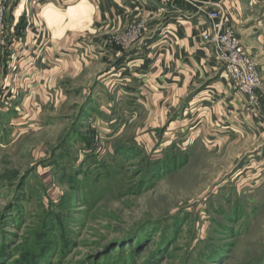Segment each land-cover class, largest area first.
Segmentation results:
<instances>
[{"label":"rangeland","instance_id":"1","mask_svg":"<svg viewBox=\"0 0 264 264\" xmlns=\"http://www.w3.org/2000/svg\"><path fill=\"white\" fill-rule=\"evenodd\" d=\"M18 4L7 0L0 53V264H264V139L223 140L231 126H205L193 112L185 120L188 101L157 128L138 120L119 130L124 121L105 119L94 100L102 77L84 75L66 82L64 102L40 107L35 124L19 120L7 101L20 93L2 76L7 66L16 71L21 55L12 52L26 32L41 60L68 34L82 50L92 26L63 17L34 27L25 10L16 15ZM133 27L109 34L104 48L127 46L120 39ZM218 64L257 109L264 96L249 102ZM215 80L197 82L187 100L204 88L213 95Z\"/></svg>","mask_w":264,"mask_h":264},{"label":"crops","instance_id":"2","mask_svg":"<svg viewBox=\"0 0 264 264\" xmlns=\"http://www.w3.org/2000/svg\"><path fill=\"white\" fill-rule=\"evenodd\" d=\"M18 3L16 15L25 10V22L33 26L44 23L52 27L63 17L92 26V43H82V50L78 51L81 46L74 43V35L68 34L49 42L47 57L41 60L39 51L28 44L26 32L24 47L12 52L14 56L21 55V62L16 71L7 66L2 76L3 86L10 84L13 92L18 89L20 93L15 99L11 95L7 101L11 106L18 105L15 108L19 120L35 124L40 107L49 99L54 104L64 102L66 82L72 83L84 75L86 80L102 77L96 99L88 93L87 103L99 100L105 119L124 121L119 130L138 120H145L149 128H157L164 124L169 112L188 101L189 106L182 111L184 119L193 112L195 119L205 118V126L212 124L221 129L231 126L223 140L253 135L264 139V100L252 110L246 98L230 88L212 50L201 42V35L209 28L206 12L220 8L227 25L235 29L247 52L257 61L264 80V0H172L166 5L157 0H18ZM136 24L143 25L141 39L115 50L104 48L109 34ZM13 26L14 21L11 30ZM68 39L74 48L69 49L65 42ZM107 56L115 61L103 64ZM212 77H216L209 85L213 95L204 88L187 100L192 88H198L197 82ZM110 106L117 111L115 117L111 116L114 111ZM171 127H179L178 121L170 123L168 128ZM213 131L217 136L222 134L220 129Z\"/></svg>","mask_w":264,"mask_h":264},{"label":"built area","instance_id":"3","mask_svg":"<svg viewBox=\"0 0 264 264\" xmlns=\"http://www.w3.org/2000/svg\"><path fill=\"white\" fill-rule=\"evenodd\" d=\"M168 4L169 0H157ZM7 0H0V53L4 39L2 29L5 19ZM206 17L209 28L201 36L203 44L211 47L216 59L223 65L224 72L237 90L247 96L249 102L256 103L264 96V82L257 70L256 64L246 53L241 39L235 30L227 25L225 18L219 12L208 11ZM143 36V25H134L131 32L120 39L123 44H132Z\"/></svg>","mask_w":264,"mask_h":264},{"label":"bare ground","instance_id":"4","mask_svg":"<svg viewBox=\"0 0 264 264\" xmlns=\"http://www.w3.org/2000/svg\"><path fill=\"white\" fill-rule=\"evenodd\" d=\"M225 76V75H224Z\"/></svg>","mask_w":264,"mask_h":264}]
</instances>
